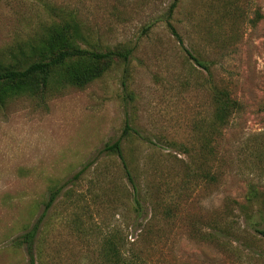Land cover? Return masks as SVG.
<instances>
[{
	"label": "rangeland",
	"instance_id": "374dc122",
	"mask_svg": "<svg viewBox=\"0 0 264 264\" xmlns=\"http://www.w3.org/2000/svg\"><path fill=\"white\" fill-rule=\"evenodd\" d=\"M172 2L0 0L4 63L39 58L65 21L82 47L132 49L83 88L55 81L0 106V264H29L15 240L55 186L36 264H109L110 238L136 264H264V0ZM211 83L243 105L219 132ZM126 125L134 183L103 151Z\"/></svg>",
	"mask_w": 264,
	"mask_h": 264
},
{
	"label": "trees",
	"instance_id": "16d2710c",
	"mask_svg": "<svg viewBox=\"0 0 264 264\" xmlns=\"http://www.w3.org/2000/svg\"><path fill=\"white\" fill-rule=\"evenodd\" d=\"M179 0H173L169 12L177 7ZM78 22L65 21L56 31L46 36L41 42L40 57L23 64L16 61L14 64L0 61V106L12 96L27 93L43 97L50 89L52 82L61 86L85 87L88 83L101 77L116 60L127 62L132 53L131 48H115L101 51L82 47L79 39L84 35L80 31ZM171 31L180 38L174 26L169 23ZM197 64L209 70V65L199 57L189 53ZM210 93L214 103V115L210 123L211 130L219 132L228 125L229 118L235 112L242 110L243 105L234 99L230 92L214 83L210 84ZM135 130L126 125L121 136L112 143L105 144L103 151L118 155L123 161L129 180L134 183V176L125 160L122 141L125 137L135 134ZM63 186L50 189V196L45 202V211L26 232L16 238L15 243L24 246L29 264H36V239L46 212L58 198ZM257 188L252 185L247 196V204L253 205L257 198ZM264 235V230L258 229ZM103 257L109 264H136L130 261L115 239H108L103 249Z\"/></svg>",
	"mask_w": 264,
	"mask_h": 264
}]
</instances>
